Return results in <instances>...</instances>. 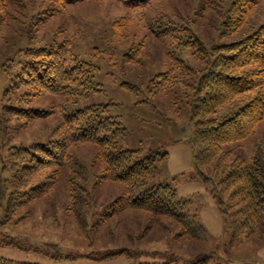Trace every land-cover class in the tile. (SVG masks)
Segmentation results:
<instances>
[{"label":"rangeland","instance_id":"rangeland-1","mask_svg":"<svg viewBox=\"0 0 264 264\" xmlns=\"http://www.w3.org/2000/svg\"><path fill=\"white\" fill-rule=\"evenodd\" d=\"M12 1L0 23V64L16 51L15 59H24L28 47L67 44L69 61L93 63L94 82L103 90L57 95L21 88L6 93L10 80L0 65V110L10 102L53 111L33 121L1 115L3 164L13 155L12 145L61 137L66 128L62 112L112 102V114L126 131L124 148L141 157L157 150L167 154L151 181L170 183L189 200L186 211L193 228L187 231L171 217L143 210L110 216L125 187L100 177L105 164L97 157L98 147L80 143L69 147L61 165L19 178L26 189L49 177L55 183L8 217L0 206V258L33 264H201L203 258L204 264H264V219L256 230L253 226L235 236L232 217L219 204L212 184L197 172L190 106L194 91L187 86L191 76L181 75L178 68L173 72L178 60L171 56L173 52L184 64L202 68L206 57L201 60L189 45L201 40L200 48L211 51L259 29L264 0L236 29H228L226 13L233 0H148L141 5L120 0ZM1 7L2 0L0 16ZM235 146L236 153L250 160L264 148V122ZM24 161L10 158L14 166L5 174L12 176ZM212 170L206 167L205 174ZM118 250L122 252L104 257Z\"/></svg>","mask_w":264,"mask_h":264},{"label":"trees","instance_id":"trees-1","mask_svg":"<svg viewBox=\"0 0 264 264\" xmlns=\"http://www.w3.org/2000/svg\"><path fill=\"white\" fill-rule=\"evenodd\" d=\"M57 1L75 3L84 0ZM120 1L141 5L148 0ZM12 2L2 0L0 23L8 14L7 7ZM258 2L233 0L226 9L231 19L228 29L241 27L249 10ZM227 22L226 18L225 24ZM199 42L202 44L201 40ZM201 44H191L189 49L194 55L199 54L201 60L206 57L202 68L184 64V59L172 52V58L178 60L172 71L178 68L181 75L186 74L187 78L191 76L187 86L194 91L190 106L195 125L192 143L197 172L204 181L212 184L219 204L232 217L234 235L240 236L253 226L256 230L264 219V148L257 149L248 160L243 154L236 153L235 146L248 139L257 126L264 122V24L243 38L214 46L211 51L202 49L204 44ZM25 50L24 59H15L16 51L6 58L7 62L0 64L10 80L6 93L10 89L14 91L21 88H28L27 92L30 93L43 90L57 95L103 90L99 83L94 82L93 63L69 61L67 56L70 47L67 44L62 47L44 44ZM162 76L167 77L168 73ZM114 105L112 102L92 104L72 112L64 111L62 114L66 128L59 135L61 137L33 144L12 145L13 155L8 157L5 164L0 157V206L5 209L7 217L44 195L55 183V179L49 177L26 189L24 184L19 183V178L31 177L40 168L61 165L70 146L89 143L98 147L97 157L105 164L100 177L122 183L125 187L115 201L116 209L110 216L125 210H143L157 216L171 217L187 231L193 228L186 211L189 200L180 197L172 184L151 181L159 174L158 161L166 158L167 154L157 150L141 157L138 151L124 148L122 139L126 131L117 116L112 114L111 107ZM21 106L6 102L1 107L0 117L7 112L20 119L33 121L53 114L49 109ZM13 157L24 158L25 161L17 171L14 170L12 176H7L5 171L14 166L10 164V158ZM206 167H212V172L205 174ZM120 252L122 250L113 251L104 257ZM204 263L205 258L201 259V264ZM0 264L33 263L0 258Z\"/></svg>","mask_w":264,"mask_h":264}]
</instances>
